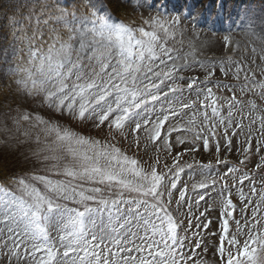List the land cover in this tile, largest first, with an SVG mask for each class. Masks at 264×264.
Instances as JSON below:
<instances>
[{
    "label": "snow or ice",
    "instance_id": "snow-or-ice-1",
    "mask_svg": "<svg viewBox=\"0 0 264 264\" xmlns=\"http://www.w3.org/2000/svg\"><path fill=\"white\" fill-rule=\"evenodd\" d=\"M109 3L116 11L139 7ZM16 7L6 18L11 42L2 52L11 60L0 78V115L15 111L17 131L28 125L20 143L35 145L29 151L39 167L0 178L4 264H209L206 256L264 264L250 251H264V66L199 60L193 45L181 56L170 45L181 22L166 9L134 24L102 14L95 0L74 10L57 0H31L27 14ZM193 64L202 78L180 75ZM249 94L262 104L246 101ZM29 101L35 107H25ZM245 103L257 129L234 145ZM173 133L184 135L173 141ZM141 146L146 159L130 154ZM234 148L238 163L227 158ZM202 151L207 163L196 159ZM194 164L202 171L193 200L181 177Z\"/></svg>",
    "mask_w": 264,
    "mask_h": 264
},
{
    "label": "rangeland",
    "instance_id": "rangeland-1",
    "mask_svg": "<svg viewBox=\"0 0 264 264\" xmlns=\"http://www.w3.org/2000/svg\"><path fill=\"white\" fill-rule=\"evenodd\" d=\"M0 78L3 77V73L10 66L11 53L5 57L2 49L8 46L11 42V37L6 35L7 28L6 18L10 15L11 8L16 7L17 13L27 14L28 6L31 0H0ZM60 7L74 10L78 8L80 0H57ZM97 6L101 9V13L107 9L110 12H114V18L118 17L119 20L139 24L142 22V18L146 19L150 16H154L157 13L163 14V9H166L170 16L178 17L180 25L177 30V34L173 41H170V45L175 47L181 56L185 53L192 51L193 45L196 48V56L199 60L211 59V58H226L231 57L233 60L239 61L241 64L250 67L253 71L259 72L258 66H264V0H134V3L139 7L121 8L116 11L114 7L109 3V0H95ZM225 37L231 41V46L225 43ZM238 46V47H237ZM255 49V52L253 51ZM183 63V60L178 61ZM205 70L200 68L198 64H193L191 68H187L180 73L185 77L199 76L203 77ZM216 77L224 80L219 69L216 71ZM228 82L236 84L238 83L230 75L226 78ZM218 94L227 95L226 89H218ZM184 95L187 97L188 92L185 91ZM237 96H240L237 91ZM194 98V96L192 97ZM245 100H254L259 106L262 104L258 97H253L249 94L245 97ZM186 102V101H185ZM25 107H35L31 101L25 105ZM15 108V105H13ZM5 110L0 109V112ZM249 105H244L245 119L243 121L245 127L243 132L239 133L236 137H233L234 145L237 141L243 142L245 136L249 132L251 127L253 133L256 132L257 124H250V120L253 117H249L248 114ZM15 111H12L9 116L0 115V129L5 126L9 129L7 133L0 131V140H7L6 145H0V161L7 162L9 167L6 171H0V178L9 175L14 172H24L32 169L33 167H39L35 163L34 158L30 156V149H34L35 145L31 142L20 143L25 138L22 135L23 131L28 128V125H22L19 131L13 125L10 116L15 115ZM240 115L237 113L236 119H239ZM80 130L86 135H102L96 130H93L88 125H78ZM34 131V130H33ZM183 136L184 133H173V141L176 136ZM258 138V137H257ZM131 139V138H130ZM142 137V145H143ZM255 147V140L253 141ZM124 147H128L127 144ZM138 151V158L144 157L143 147L137 150L131 149V152ZM264 154V153H262ZM221 156L224 157L223 147L221 149ZM25 157H28L26 160ZM146 159V157H144ZM227 158L233 163H238V156L235 152V148L231 154H228ZM164 157L162 156V160ZM185 161L191 163V158L185 156ZM196 159L201 163H207L211 157L208 153L203 151L196 156ZM258 159L253 155L252 160L255 162ZM241 168L243 165H239ZM254 165L250 163L249 168ZM224 166H218L213 170V175L218 171H223ZM201 169L198 165H193L192 169H186L182 174L181 182L186 183L189 186V196L194 200L196 198L195 192L192 190V185L201 178ZM264 171V170H262ZM256 179H260V173L256 174ZM181 185H178L180 187ZM204 207L201 202V210ZM185 208H181V212H185ZM193 212L198 215L197 208L193 204ZM216 216L215 212L209 213V217ZM187 223V221H185ZM196 224V220L193 219V225ZM214 230V227H213ZM191 235V233H189ZM203 235L207 236V233ZM209 240L214 238H208ZM208 242V241H206ZM257 245H250V251L255 252V258L260 260L264 258V251L260 248L257 250ZM209 264H216L215 258L206 256ZM245 264H249V258L243 257ZM0 264H4V260L0 259ZM13 264H17L13 261ZM19 264H24L23 261Z\"/></svg>",
    "mask_w": 264,
    "mask_h": 264
},
{
    "label": "trees",
    "instance_id": "trees-1",
    "mask_svg": "<svg viewBox=\"0 0 264 264\" xmlns=\"http://www.w3.org/2000/svg\"><path fill=\"white\" fill-rule=\"evenodd\" d=\"M0 5H1V1H0ZM8 167H9V165H8V163L7 162H1L0 161V171L2 170V171H6L7 169H8ZM6 172H10V170H8V171H6ZM17 172H19V171H17ZM15 173V172H14ZM1 176V175H0Z\"/></svg>",
    "mask_w": 264,
    "mask_h": 264
}]
</instances>
